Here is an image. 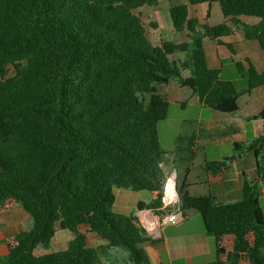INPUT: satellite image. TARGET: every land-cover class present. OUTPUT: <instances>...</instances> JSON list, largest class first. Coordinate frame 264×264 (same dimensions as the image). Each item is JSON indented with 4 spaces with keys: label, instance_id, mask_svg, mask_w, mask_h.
<instances>
[{
    "label": "trees",
    "instance_id": "trees-1",
    "mask_svg": "<svg viewBox=\"0 0 264 264\" xmlns=\"http://www.w3.org/2000/svg\"><path fill=\"white\" fill-rule=\"evenodd\" d=\"M161 1L0 0V213L20 206L33 220L30 231L0 240L8 250L0 264H100L104 253L120 248L128 251L131 264H151L142 246L156 240L136 216L113 208L116 190L130 189L152 195L139 210L172 213L161 202L171 175L165 169L169 156L185 165L176 210L184 218L198 212L206 234L218 243L208 264H264L259 186L264 125L253 141L234 143L236 155L203 166L206 183H219L239 156L253 152L258 177L244 179L241 199L222 203L193 196L188 175L201 147L197 137H183L174 152L163 149L159 125L168 118L170 103L157 88L177 79L204 106L236 113L240 97L264 86V72L250 60L235 63L248 80L238 89L209 66L204 41L221 43L237 29L264 52V0H187L171 6L173 28L188 41L155 45L135 11ZM214 3L228 21H209ZM203 4L208 5L204 21L190 17L189 6ZM243 17L259 22L245 23ZM182 54L188 61L173 59ZM182 68L190 75L183 76ZM251 119L264 122V110ZM58 229L74 235L67 249L38 255L39 247L50 249ZM87 233L104 244L89 247ZM226 236L233 237L229 252L219 245Z\"/></svg>",
    "mask_w": 264,
    "mask_h": 264
},
{
    "label": "crops",
    "instance_id": "crops-1",
    "mask_svg": "<svg viewBox=\"0 0 264 264\" xmlns=\"http://www.w3.org/2000/svg\"><path fill=\"white\" fill-rule=\"evenodd\" d=\"M196 17L201 21L205 19L204 15ZM212 18L213 12L210 20ZM241 20L245 23L248 22L244 17ZM226 21L228 19H225L223 16L219 23L212 22V24L217 25ZM258 22L252 20L254 24ZM187 41L188 39L185 36V40L179 41V43ZM227 45L233 46L234 53L230 51ZM204 46L209 66L213 69L221 70V73L224 70V62L230 59L233 65L237 62L246 64V61L250 60L259 73L264 72V52L260 44L257 41L246 40L241 30L235 29L234 34L222 38L221 43H218L216 40L206 39ZM181 57L178 55L173 59L182 61ZM189 75L190 73L185 76L187 77ZM175 91H178L177 87L169 91H164L162 95L168 98L172 94L173 101L183 105L185 108L190 101L181 99L178 95L174 94ZM189 95L191 104L198 106L200 112H203L206 107L200 103L199 98L193 94L192 90ZM168 101L169 103L171 102L169 99ZM263 110L264 86L256 88L240 97L239 110L236 113L226 114L219 112L220 114L215 116V120L208 121V123L203 120L201 121L202 117H199V122L203 130L200 129L197 135L192 134L189 137H197V145L200 147L199 144L202 142L204 146L210 148L211 153H208L206 157L200 160L197 157L191 165L188 183L191 185L190 192L193 196H213L222 203H230L241 199L244 179L247 178L255 181L258 177L257 157L253 152H246L239 156L225 174L224 180L219 183H206L207 176L203 174V166L206 161L220 162L236 155L237 153L234 149L235 142L249 143L259 137L263 133L264 122L260 119L252 120L251 118ZM220 135L224 136L223 139L214 138ZM197 161L198 164L196 166ZM183 168H185V165L182 160L180 161L174 158V156L168 157V163L165 169L171 170V177L177 183L179 172ZM259 186L261 192L260 206L264 213L262 207V202H264V182L260 181ZM151 200L152 195L147 191L135 192L130 189H117L114 204L116 213L136 216L149 236L153 240H156L154 244H145L142 246L151 264H208L216 258L218 243L214 238L206 234L204 221L200 218L198 212H191L186 218L180 215V221L175 225H163L160 215L152 210H139L137 207L140 202L148 204ZM164 208L165 210L167 209L166 207ZM32 228L33 220L31 216L20 206H16L8 212L0 213V240L15 236L21 232L30 231ZM86 230L87 227L82 226L81 231L86 232ZM253 238L252 236L251 240ZM102 244H104V241L99 236L94 233H87V245L89 247L97 248ZM219 245L226 252L231 251L233 237L226 236L220 239ZM2 246L5 245H1L0 247ZM125 257L127 258L128 254L123 250L112 249L102 255L100 264H118L119 261L125 260L123 259ZM222 259L225 260L226 256H223ZM241 264L250 263L241 261Z\"/></svg>",
    "mask_w": 264,
    "mask_h": 264
},
{
    "label": "rangeland",
    "instance_id": "rangeland-1",
    "mask_svg": "<svg viewBox=\"0 0 264 264\" xmlns=\"http://www.w3.org/2000/svg\"><path fill=\"white\" fill-rule=\"evenodd\" d=\"M182 4H188L187 0H164L161 1L157 6L149 7L144 6L143 8L135 11L137 15H139L142 20L145 22L147 30H148V37L155 45H160L161 40L165 41L167 39H172L175 42L179 43V41L185 40V33H176L173 25L171 23L170 15H169V9L171 6L174 5H182ZM190 8V17H196L201 15H206L208 5H198V6H189ZM213 12V18L211 21L214 23H219L223 18V13L220 7L219 3H214V7L212 8ZM246 20H248L247 23H252V20H256L257 22L259 19L253 18V17H244ZM213 23V24H214ZM151 24H157V28L152 27ZM254 24V23H252ZM178 56V55H176ZM182 56V61L185 60L188 61L189 55H180ZM187 57V58H186ZM190 73V70L182 68V74L183 76ZM221 79L222 80H232L233 83L236 85L238 89H243L248 86V80L246 75H242L238 72L235 65H233L232 60H226L224 62V70L221 73ZM174 87H177L178 91H175L174 94L178 95L181 99H186L188 102V105L184 108L183 105L179 103H175L173 101L172 94L168 96L167 99H169L170 102V108H169V114L168 118L161 122L159 125V134H160V141L162 144L163 149L170 153L174 152L177 146V140L183 137H189L192 134H196L200 132L201 123L199 122V117L201 116V121H205L208 123V121L215 120V116H218L220 114L217 111H214L208 107L203 112H200V109L198 106L192 105L190 95L191 89L190 88H182L179 86V82L177 79H173L169 85H157L158 92L160 94H163L164 91L172 90ZM197 97V96H196ZM213 114V115H212ZM203 130V129H202ZM199 157L198 160L206 157L208 153H211V150L209 147H206L201 142L200 144ZM198 164V161L196 163V166ZM180 178L179 180H181ZM131 192V191H129ZM132 193V192H131ZM262 207L264 209V202H262ZM114 210V208H113ZM115 212V210H114ZM200 218L201 215H200ZM74 238L73 233H71L68 230H60L58 229L55 236V241L52 243L50 249H44L43 247H39L37 249L38 255H43L50 252H56L65 250L68 247V243L71 239ZM124 252L128 254V257L123 258L125 260L119 261L118 264H131L129 260V253L126 249L120 248ZM7 253L6 247L2 246L0 247V258L4 257V255Z\"/></svg>",
    "mask_w": 264,
    "mask_h": 264
},
{
    "label": "built area",
    "instance_id": "built-area-1",
    "mask_svg": "<svg viewBox=\"0 0 264 264\" xmlns=\"http://www.w3.org/2000/svg\"><path fill=\"white\" fill-rule=\"evenodd\" d=\"M177 201L178 194L175 188V179L170 175L161 202L163 207L169 208L170 206H175ZM180 215L181 213L175 210L172 213L161 216V222L163 225H175L180 221Z\"/></svg>",
    "mask_w": 264,
    "mask_h": 264
},
{
    "label": "water",
    "instance_id": "water-1",
    "mask_svg": "<svg viewBox=\"0 0 264 264\" xmlns=\"http://www.w3.org/2000/svg\"><path fill=\"white\" fill-rule=\"evenodd\" d=\"M175 188H176V192H177V181H175ZM166 210L167 211H175L176 210V207L175 206H170Z\"/></svg>",
    "mask_w": 264,
    "mask_h": 264
}]
</instances>
